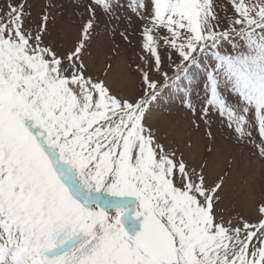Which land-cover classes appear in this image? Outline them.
<instances>
[{
	"label": "snow or ice",
	"instance_id": "1",
	"mask_svg": "<svg viewBox=\"0 0 264 264\" xmlns=\"http://www.w3.org/2000/svg\"><path fill=\"white\" fill-rule=\"evenodd\" d=\"M123 58L133 94L113 84ZM171 96L186 129L155 121ZM245 153L264 168V0L0 10V264H264V195L252 215L230 199Z\"/></svg>",
	"mask_w": 264,
	"mask_h": 264
},
{
	"label": "rangeland",
	"instance_id": "2",
	"mask_svg": "<svg viewBox=\"0 0 264 264\" xmlns=\"http://www.w3.org/2000/svg\"><path fill=\"white\" fill-rule=\"evenodd\" d=\"M22 3L23 0H0V10H6V5L9 3ZM41 0H28L30 4H37ZM58 3H66L67 0H57ZM27 11V9H26ZM33 16H35L37 9H31ZM68 35L64 37L65 43L69 39L75 38L76 30L74 26L66 28ZM111 41L107 37H97L96 42L91 49L92 56L88 57L95 74L99 75L104 70L107 57L110 55ZM129 57L135 58L134 52L129 51ZM115 63V72L113 78L114 87L133 94L138 91V79L132 75L127 67L128 58H123ZM120 78V79H119ZM121 80V81H120ZM118 84V85H117ZM170 100L174 106L170 105ZM167 107H159L154 113L155 121L162 127H171L177 130H183L188 127L184 113L181 111L180 102L176 96L165 97L164 100ZM223 131L222 129L220 130ZM198 142L191 153V162L197 163L202 156L206 155L204 149L207 145V139L203 133H197ZM185 137L179 136L178 139L183 140ZM218 145L224 146V151L218 153L215 157L217 167H222L224 155L228 154L231 146L227 143V138L218 134ZM242 176L247 179V185H241L239 182L234 184V191L230 194V199L235 202L236 209L244 215H252L255 207V201L264 195V168L261 164L253 158H250L247 153L243 158H238ZM249 193H254V199L250 198Z\"/></svg>",
	"mask_w": 264,
	"mask_h": 264
},
{
	"label": "bare ground",
	"instance_id": "3",
	"mask_svg": "<svg viewBox=\"0 0 264 264\" xmlns=\"http://www.w3.org/2000/svg\"><path fill=\"white\" fill-rule=\"evenodd\" d=\"M120 79V78H119ZM121 81V80H120ZM118 85V84H117Z\"/></svg>",
	"mask_w": 264,
	"mask_h": 264
}]
</instances>
